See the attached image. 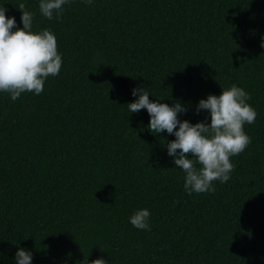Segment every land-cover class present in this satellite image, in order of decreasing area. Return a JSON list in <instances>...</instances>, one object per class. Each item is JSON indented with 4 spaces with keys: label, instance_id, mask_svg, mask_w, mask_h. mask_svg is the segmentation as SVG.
Returning a JSON list of instances; mask_svg holds the SVG:
<instances>
[{
    "label": "trees",
    "instance_id": "1",
    "mask_svg": "<svg viewBox=\"0 0 264 264\" xmlns=\"http://www.w3.org/2000/svg\"><path fill=\"white\" fill-rule=\"evenodd\" d=\"M39 2L0 0L18 28L25 4L62 56L41 94L0 92V264L18 247L32 264H264V0H69L59 20ZM233 84L257 113L252 142L227 182L188 193L175 137L128 111L131 91L195 124L210 122L199 100ZM139 209L150 231L130 224Z\"/></svg>",
    "mask_w": 264,
    "mask_h": 264
},
{
    "label": "clouds",
    "instance_id": "2",
    "mask_svg": "<svg viewBox=\"0 0 264 264\" xmlns=\"http://www.w3.org/2000/svg\"><path fill=\"white\" fill-rule=\"evenodd\" d=\"M69 0H40L39 11L48 20H59L63 6ZM92 4V0H84ZM22 27L16 26L14 17H6L7 9L0 6V92L10 95L12 101L22 93L39 95L49 76L55 77L62 67V56L57 50V39L49 28L33 31L34 13L18 6ZM134 102L126 104L130 113L146 110L149 115L147 129L175 137L166 141L167 155L174 157V165L184 172V189L188 193L214 192L213 182L225 183L230 179L235 165L230 157L242 153L252 142L244 125L254 124L256 110L247 102L250 95L235 84L222 89L220 95L209 94L199 100L195 113L206 110L210 122L195 124L180 120L178 114L188 111L179 101L171 106L150 100L149 92L141 86L133 88ZM199 165V167H197ZM147 209H139L130 217V224L150 231ZM89 255V254H88ZM88 255L79 264H107L103 258L89 261ZM16 264H32V252L19 248L15 253Z\"/></svg>",
    "mask_w": 264,
    "mask_h": 264
}]
</instances>
